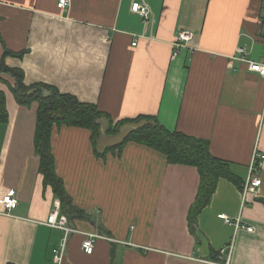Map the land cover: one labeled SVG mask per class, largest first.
Returning <instances> with one entry per match:
<instances>
[{
	"label": "crops",
	"instance_id": "obj_1",
	"mask_svg": "<svg viewBox=\"0 0 264 264\" xmlns=\"http://www.w3.org/2000/svg\"><path fill=\"white\" fill-rule=\"evenodd\" d=\"M56 2L0 0V61L4 51L23 52L3 62L23 72L25 86L50 85L97 106L113 124L152 117L206 141L233 177L220 178L208 205L190 215L199 187L194 166L168 164L135 142L102 159L89 130L54 127L56 175L72 204L95 215V224L69 225L81 232L100 226L110 239L86 255L83 236L70 234L61 264H202L224 259L218 251L230 246V264H264V160L260 187L243 192L253 154L264 156V78L234 60L241 47L246 59L264 62L260 0H70L64 11ZM135 2L148 7L146 22L131 10ZM180 31L192 40L172 59ZM13 84L0 75L8 113L0 124V198L14 191L18 199L10 215L0 205V264H56L64 233L44 224L55 199L34 150L38 105H18ZM144 123L123 124L112 144L103 119L97 151ZM221 214L253 231L235 229Z\"/></svg>",
	"mask_w": 264,
	"mask_h": 264
},
{
	"label": "trees",
	"instance_id": "obj_2",
	"mask_svg": "<svg viewBox=\"0 0 264 264\" xmlns=\"http://www.w3.org/2000/svg\"><path fill=\"white\" fill-rule=\"evenodd\" d=\"M22 54L23 52L4 51L0 61V75L8 74L14 79L13 86H9L8 89L18 105L26 107L33 102L38 105L34 150L40 160L39 173L43 177V185L49 186L54 199L59 201L60 213L66 216L68 223L74 220H86L95 224V215L78 209L72 204V199L66 192L62 180L56 175L54 157L50 147L51 132L54 127H77L89 130L94 154L102 159L109 153L119 155L128 142H135L164 154L168 164L194 166L199 175V187L195 201L190 208V215H195L208 205L220 178L233 179L227 163L210 154L206 141L188 137L179 132H170L152 117L125 119L113 124L112 119L100 111L97 106L81 103L74 96L61 94L50 85L37 83L25 86L23 72L8 68L3 62L6 57H21ZM103 119L109 122L105 134L113 136L118 134L119 128L125 123H138L141 120L145 123L129 132L119 144L99 153L96 143L102 134L101 121ZM7 120L5 94L0 90V124H5ZM96 229L107 235L100 226Z\"/></svg>",
	"mask_w": 264,
	"mask_h": 264
},
{
	"label": "built area",
	"instance_id": "obj_3",
	"mask_svg": "<svg viewBox=\"0 0 264 264\" xmlns=\"http://www.w3.org/2000/svg\"><path fill=\"white\" fill-rule=\"evenodd\" d=\"M57 8L64 11L68 8L70 0H57ZM131 10L138 15L142 22H146L149 19L150 11L147 6L135 2L131 6ZM260 26L263 32L264 38V0H260ZM192 40V34L188 31H180L173 43L174 53L172 59L178 54V49L187 47L188 43ZM136 43H133L135 46ZM247 51L244 48H238L236 57L234 60L243 62L247 66V70L259 77L264 78V62L250 61L246 59ZM264 156H259L256 153L253 154L251 163L249 165L248 175L244 182L243 192L246 194L254 189H257L261 185V180L257 176V173L262 165ZM0 205L2 206L3 214L10 215L11 211L14 210L18 205V199L14 191H10L0 198ZM220 219L224 220L225 223L233 225L235 229H245L248 232H252L253 228L244 226L240 223V219L230 220L226 215H219ZM44 224L50 228L58 229L63 231L64 237L61 242L59 249L53 250V259L56 264H61L65 255V248L67 245V239L70 234H81L83 240L81 242V250L86 255H91L94 251L95 243L98 240H110L105 235L100 234L97 231L93 232H81L71 228L65 215L60 213V204L57 199L54 201V206ZM232 247H225L218 251V255L224 259L221 260H199L202 264H230V254Z\"/></svg>",
	"mask_w": 264,
	"mask_h": 264
},
{
	"label": "rangeland",
	"instance_id": "obj_4",
	"mask_svg": "<svg viewBox=\"0 0 264 264\" xmlns=\"http://www.w3.org/2000/svg\"><path fill=\"white\" fill-rule=\"evenodd\" d=\"M106 140H109L113 143L119 142V135L118 136H111V137H105Z\"/></svg>",
	"mask_w": 264,
	"mask_h": 264
}]
</instances>
